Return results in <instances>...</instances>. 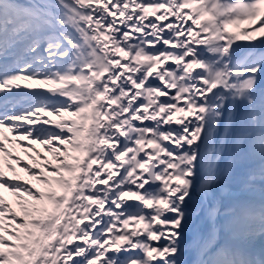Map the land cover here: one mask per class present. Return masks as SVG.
Returning a JSON list of instances; mask_svg holds the SVG:
<instances>
[{
	"label": "snow or ice",
	"instance_id": "snow-or-ice-1",
	"mask_svg": "<svg viewBox=\"0 0 264 264\" xmlns=\"http://www.w3.org/2000/svg\"><path fill=\"white\" fill-rule=\"evenodd\" d=\"M0 264H264V0H0Z\"/></svg>",
	"mask_w": 264,
	"mask_h": 264
}]
</instances>
